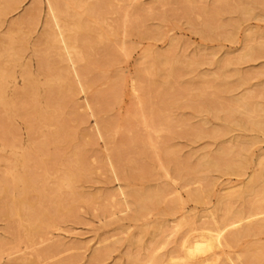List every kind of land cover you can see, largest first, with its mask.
Here are the masks:
<instances>
[{
	"label": "rangeland",
	"instance_id": "rangeland-1",
	"mask_svg": "<svg viewBox=\"0 0 264 264\" xmlns=\"http://www.w3.org/2000/svg\"><path fill=\"white\" fill-rule=\"evenodd\" d=\"M57 1L64 35L69 42L78 38L82 59L72 54L78 75L53 41L57 31L45 0H0V264H128V255L146 259L156 244L155 254L163 258L176 249L189 221L211 223V212L220 215L258 198L264 179L250 184L249 176L259 173L258 160L264 159L262 132L246 146L237 173L225 167L241 164L237 139L251 134L236 120L264 122V0ZM220 6L224 11L208 36L199 32L205 11ZM241 7L260 15L244 14ZM219 23L224 26L217 28ZM248 43L260 45L252 59L226 63ZM160 54L170 63L152 65V56ZM242 97L250 113L234 101ZM221 150L216 169L195 176L185 170ZM68 180L71 188L64 185ZM146 188L160 190L159 202L132 219L121 190ZM201 188V201L188 197ZM231 190L235 194L224 197L221 207V196ZM57 200L66 201L58 206ZM166 208L174 211L169 217ZM43 211L53 225L29 242L24 217ZM162 219L156 243L152 224ZM246 252L264 253V233L207 255H217L221 264H249ZM162 262L154 264H175Z\"/></svg>",
	"mask_w": 264,
	"mask_h": 264
},
{
	"label": "bare ground",
	"instance_id": "bare-ground-1",
	"mask_svg": "<svg viewBox=\"0 0 264 264\" xmlns=\"http://www.w3.org/2000/svg\"><path fill=\"white\" fill-rule=\"evenodd\" d=\"M217 1H220V0H217ZM226 1V0H225ZM229 1V0H228ZM60 2V1H59ZM151 2V1H150ZM93 4V3H92ZM224 4V3H223ZM221 4V5H223ZM236 4H239V3H236ZM45 5H46V10H47V13L48 15L50 16V18L53 20L54 22V25H55V28H56V31L55 33H53V41L54 42H58L60 44V49L62 50V55H65L66 57V60L68 62H71L70 63V67L72 69V71L74 72L75 75H78V72L79 70L76 69V63L74 61V59L72 58V54L75 53V55L77 56L78 55V58L77 59H82V56L80 54V51L78 49V46H77V43H78V38L75 36L71 37V42H69V39L67 36L64 35V29H65V26L62 25V19L60 17V15L63 13L62 12V8L60 9L61 6H59V3L57 0H45ZM158 5V4H157ZM247 5V4H246ZM245 5V6H246ZM192 6V5H191ZM226 6V5H225ZM232 6V5H231ZM239 6V5H238ZM222 6L220 7H217L215 9H211V10H207L205 11L206 13V17L204 18V21L203 23L200 25V28L198 29L199 32L205 34L206 33V36H208L207 33H209L207 30H210L212 29V26H213V23L214 21L216 20V18L222 13V10L221 9ZM251 7V6H250ZM101 8V7H100ZM106 8V7H105ZM208 8V7H207ZM206 8V9H207ZM211 8V7H210ZM209 8V9H210ZM214 8V7H213ZM232 8V7H231ZM205 9V8H204ZM227 10V8H226ZM237 10V9H236ZM241 11L244 12V14L246 13L247 15L250 14V15H253L254 17H258L257 14L258 13H255L252 12V9L251 8H244V7H241L240 8ZM238 11V10H237ZM98 12V11H97ZM226 12V11H225ZM241 12V13H243ZM204 13V14H205ZM224 13V12H223ZM231 13V12H230ZM227 14V13H226ZM242 14V15H244ZM100 15V14H99ZM138 15V14H137ZM260 15V14H258ZM48 16V17H49ZM50 19V20H51ZM94 19V18H93ZM51 20V21H52ZM138 19L135 18L133 20L134 23H137ZM130 21V20H129ZM223 21V20H222ZM83 22V21H82ZM221 22V21H220ZM224 23V22H223ZM223 23H219V25H217V28L219 27H222L224 26ZM124 24V23H123ZM215 24H216V21H215ZM132 25V24H131ZM188 25V24H187ZM232 25V24H231ZM67 26V25H66ZM134 26V25H133ZM125 27V26H124ZM166 27V26H165ZM80 28V27H79ZM128 28V27H127ZM133 28V27H132ZM129 29V28H128ZM126 30V29H124ZM133 31V30H132ZM136 31V30H135ZM50 33V32H48ZM47 33V34H48ZM98 33V32H97ZM51 35V36H52ZM102 35V34H101ZM49 37V35H47ZM232 36V35H231ZM228 37V36H227ZM70 38V37H69ZM89 38V37H88ZM229 38V37H228ZM247 38H250V37H247ZM87 41V39H85ZM123 41V39L121 40ZM248 41H250L248 39ZM88 43V42H87ZM261 43H264V42H261L260 41V44ZM94 44V43H93ZM105 44V43H104ZM88 45V44H87ZM100 46V45H99ZM264 46V45H262ZM261 46V48H262ZM59 47V46H58ZM98 47V46H97ZM258 47H260V45L258 44H247L244 49L242 50V52L236 57V58H233V59H227L226 60V63L227 64H230V63H233L235 61H243L244 59H252V56L253 54L255 53V50H258ZM95 48V47H94ZM112 48V47H111ZM123 48V47H122ZM121 53V52H120ZM100 54V53H99ZM111 54V53H110ZM114 54V53H113ZM92 57V56H91ZM152 65H156L158 64L159 65H164V63L168 60V58H166V56L164 55H154L152 56ZM62 58V57H61ZM64 59V58H62ZM176 61V59H174ZM43 61V60H42ZM88 61V60H87ZM129 61V60H128ZM234 61V62H233ZM45 62V61H43ZM182 63V61H180ZM170 62H168L169 64ZM189 63H195L194 61L191 60V62ZM196 63L197 60H196ZM167 64V65H168ZM178 64V63H177ZM184 64V62H183ZM225 64V63H224ZM187 65V64H186ZM186 65L184 66H181L182 68L186 67ZM108 66V65H107ZM170 66L169 67V76L172 75V77L175 75H173V70H174V64H173V60H172V65H168ZM176 66V65H175ZM225 66V65H224ZM69 67V66H68ZM88 67V66H87ZM109 67V66H108ZM178 67V66H176ZM180 67V68H181ZM188 67V66H187ZM157 68V67H156ZM119 69V68H118ZM176 69V68H175ZM187 69V68H186ZM158 69H156L157 71ZM160 70V69H159ZM147 72V74H153V72H151L150 70L146 69L145 70ZM155 71V72H156ZM165 72V71H164ZM160 73V72H159ZM159 73L157 75H159ZM167 74V73H166ZM80 76V75H79ZM167 76V75H166ZM169 79V78H167ZM171 79V78H170ZM169 79V80H170ZM212 81V80H211ZM202 89V88H200ZM58 90V89H57ZM59 91V90H58ZM87 98V97H86ZM59 99V98H57ZM237 105L239 106V108H241L242 110H244L245 113H250L251 110L249 108V104H248V101L246 98L242 97V98H238V99H235L234 100ZM87 102V101H86ZM53 103V102H52ZM60 105V104H59ZM237 106V107H238ZM234 109L233 108H228L225 112L228 113L229 115H232L234 113ZM225 113V114H226ZM159 117V116H158ZM154 119V118H153ZM161 119V117H160ZM157 121V120H156ZM143 122V121H142ZM150 122V121H149ZM158 122V121H157ZM108 123V122H107ZM145 123V121H144ZM152 123V122H151ZM155 124V123H154ZM159 124L162 126L164 123L163 121L159 122ZM98 125V124H97ZM145 125V124H144ZM236 125L244 130V131H249L251 134L249 135V137H245V138H238V142L240 143L239 146H241V149L242 152H240L241 154H238L239 156H236L237 158H239L241 160V164H239L238 162V159L235 158L236 162L238 163V165H234L233 167L232 166H226L225 169L231 173H237L240 168H242V163L244 164V161L246 159V152L245 150L246 149V146L248 144H254L256 142V137L257 135L255 134V132H262V134H264V122L259 121V119H252V118H249L247 119L246 121H243L242 120H239L237 119L236 120ZM191 127V126H190ZM156 131V130H155ZM252 133H254L255 135H253ZM161 135V134H160ZM137 139V138H136ZM139 140V139H137ZM154 146V145H153ZM179 147V146H178ZM166 148V147H165ZM164 149V148H163ZM167 150V149H165ZM165 150H162V152H164ZM172 150V149H171ZM218 152V151H217ZM229 152V151H227ZM232 152V151H230ZM236 152V151H234ZM169 153V151H167V154ZM213 153V152H212ZM220 153V154H219ZM163 154V153H161ZM165 154V152H164ZM163 154V155H164ZM170 154V153H169ZM168 154V155H169ZM173 154V153H172ZM175 154V153H174ZM173 154V155H174ZM211 154V153H210ZM218 155L216 157H210L209 155L208 156H202L201 158L197 159L198 161L196 162V164L194 166H188V167H185V170L187 172H190L192 175L191 176H195L198 172L199 174V171L201 170H209V169H213V168H217L219 167L220 165L218 164V158H219V155H223V151L221 150L220 152L217 153ZM225 154H226V151H225ZM230 154V153H229ZM228 154V155H229ZM215 155V154H214ZM213 155V156H214ZM235 155V154H234ZM166 156V155H165ZM176 156L177 153H176ZM227 156V155H225ZM198 157V156H197ZM167 158V157H166ZM170 158V157H169ZM173 157H171L172 159ZM176 158V157H175ZM119 159V158H118ZM165 159V158H164ZM179 160V159H178ZM184 161V160H183ZM27 162V161H26ZM75 165H77L78 163V159H76L74 161ZM258 170H259V173L258 174H255L254 176H249V183L250 184H253L254 182L256 181H259L260 179H264V159H260L258 160ZM74 165V166H75ZM112 165V164H111ZM177 165V164H176ZM219 165V166H218ZM241 165V166H240ZM182 166V165H181ZM184 166V165H183ZM240 166V167H239ZM77 168V166H75ZM113 167V165H112ZM181 169V168H180ZM82 170V169H81ZM257 170V171H258ZM72 171V170H71ZM162 171V170H161ZM174 171V170H173ZM177 171V169H176ZM184 171V170H183ZM215 171V170H214ZM79 173V169L74 173L72 171V174L73 176L76 178L77 175ZM203 174V173H202ZM254 174V173H253ZM167 175V174H166ZM179 175V174H177ZM150 176V175H149ZM181 176H184V175H181ZM181 178H184L185 180V176L184 177H181ZM189 179V177H187ZM203 179V178H202ZM187 180V179H186ZM183 181V180H182ZM68 184H64L66 185L67 188H71L72 185L70 184L71 181H67ZM125 184V183H124ZM63 184H61V186H64ZM245 185V184H244ZM58 186V185H57ZM225 186V185H224ZM250 187V186H249ZM138 188V187H137ZM149 188V187H148ZM251 188V187H250ZM151 189V188H150ZM147 190V188L145 190H143L142 192L141 191H133L132 189H126V190H121L122 194L125 196L124 197V204H127L129 209L132 210V215H131V218L132 219H137L138 216H140L141 214H143V212H145L146 210H148L151 206H155L157 205L156 203H158V198L160 199V194H162L160 192V190L158 189H155V190ZM154 189V188H153ZM227 189V188H226ZM51 190V189H50ZM222 190V189H221ZM205 189L201 188L199 190H193L191 191L188 195L189 198H191L193 201L195 202H199V200L201 201V196L203 193H205ZM244 191V190H243ZM250 191V190H249ZM224 192V191H223ZM48 194V193H47ZM235 194V191L234 190H231V192H229L228 194H223V196H221L223 200H219L220 202L224 201V197H227V196H231V195H234ZM245 196V195H244ZM60 198V197H59ZM80 198V197H79ZM132 198V200H131ZM246 198V197H245ZM62 199H63V196H62ZM65 199V198H64ZM220 199V197H219ZM73 200V199H72ZM19 201V199L17 197H14L13 198V202H17ZM62 200H57L55 203L56 205H60L62 202ZM66 200H64L65 202ZM178 201H180L178 199ZM52 202V201H51ZM50 202V204H51ZM63 202V203H64ZM73 202V201H72ZM218 203V202H217ZM68 204V203H67ZM66 204V205H67ZM71 204V203H70ZM68 204L67 207L70 205ZM173 204V203H172ZM180 204V202H179ZM219 204V203H218ZM221 204V203H220ZM182 205V204H181ZM226 205V204H224ZM231 205V204H230ZM61 206V205H60ZM171 206V205H170ZM221 207H223V202H222V205H220ZM219 207V209L217 208V210L220 211L221 207ZM175 207V206H174ZM9 209V207H8ZM51 209V207H50ZM176 209V207H175ZM225 209V208H224ZM223 209V210H224ZM46 210V208H45ZM44 210V211H45ZM221 210V211H223ZM43 211V212H44ZM173 209L172 208H166L164 210V213H168V217H169V214L173 213L172 212ZM15 212V211H14ZM49 212V211H48ZM48 212H44L42 213L41 215H37V216H28V215H25L24 217V220L27 222V225H26V228H25V237L26 239L31 242L35 237H37V234H39L41 232V230L43 228H49L51 227L53 224V217L52 216H49V213ZM210 212V211H209ZM161 213V212H159ZM177 213V212H176ZM221 213V212H220ZM219 214V213H218ZM214 214V212H211V216H212V222L211 223H208L205 222L203 223L204 225H201V226H196V225H191V221H189V224L185 225L187 226L185 231H183V234H181L182 236L181 239L178 241V242H175V247L176 249H173V250H167V252L162 256L163 258L159 255H156L155 254V249H157V246L159 247V244H156V246L154 248H151L150 249V252L147 254V257L146 259H141L140 257H137V256H127L128 257V264H154L156 262H162V260L165 262H170V263H175V264H181V263H192L193 262H196V264H221V262L218 263V256L217 255H212V256H209L207 255L208 251L209 250H212L213 248H217V247H230L232 246V244H235V243H239L243 238L245 237H253V236H256L258 234H261V233H264V191H262L258 198L255 199L254 201H251V202H245L244 205H242V207H239V208H232L231 207H226V209L220 214ZM187 215V214H186ZM16 216L19 218V219H22L23 217V214H21V209L20 207H16ZM163 216V215H162ZM52 217V218H51ZM184 217V216H183ZM159 219V218H158ZM182 218H180V221L182 222L183 219L181 220ZM187 219V218H186ZM178 221H179V218H178ZM179 221V222H180ZM188 221H185V222H188ZM163 222H164V219H162V221L160 220H156L155 222H153L152 224V229H153V239H155V236L158 232L161 233V230L163 229ZM170 222V221H169ZM173 222V221H172ZM184 222V223H185ZM166 222H164L165 224ZM176 223V222H175ZM230 223H234V227L232 229H229L227 228L228 224ZM193 224H194V221H193ZM173 226V225H172ZM179 226V223L176 224V228ZM182 227V226H181ZM9 228V227H8ZM141 231V229L139 230ZM138 231V232H139ZM143 231V230H142ZM175 231V230H174ZM164 232V231H163ZM165 233V232H164ZM173 233V232H172ZM140 234V233H139ZM141 235V234H140ZM139 235V236H140ZM168 235H166L167 237ZM16 237V236H15ZM135 236H131L129 237V241H133V239ZM158 237V236H156ZM164 238V237H163ZM162 238V239H163ZM170 238V236L168 237ZM179 239V238H178ZM140 241V238L139 237H136V242H139ZM150 241V240H149ZM154 241V240H153ZM156 241V239H155ZM154 242H151V244L155 243ZM168 241V239L166 240ZM165 241V243H166ZM129 242V243H130ZM172 242V241H171ZM135 243V242H134ZM156 243H158V241H156ZM163 243V242H162ZM5 244V243H4ZM138 244V243H137ZM161 244V242H160ZM164 246V245H163ZM171 246V245H170ZM234 246V245H233ZM153 247V245H152ZM255 247V246H254ZM161 248V247H160ZM107 249V248H106ZM169 249V248H168ZM109 251V249H107ZM47 251V250H45ZM162 251V250H161ZM43 252V251H42ZM45 253V252H43ZM47 253V252H46ZM45 253V254H46ZM40 254V253H39ZM146 254V253H145ZM44 255V254H43ZM142 255V254H141ZM240 255V254H239ZM250 255V258H251V261L249 262V264H260L262 261H264V253L262 252H254V253H249V252H246L245 256H248ZM96 259L101 257V254H96ZM229 258V257H228ZM247 259V258H246ZM26 260V259H25ZM220 260V259H219ZM235 260V259H234ZM243 260V259H242ZM245 261V260H244ZM248 261V260H247ZM224 262V261H223ZM233 262V261H232ZM231 262V263H232ZM236 262V261H235ZM235 262H233V264H235ZM242 262V261H241ZM126 263V261H125ZM163 263V262H162ZM246 263V262H245ZM248 264V263H247Z\"/></svg>",
	"mask_w": 264,
	"mask_h": 264
}]
</instances>
